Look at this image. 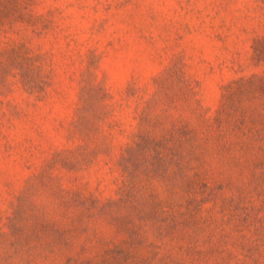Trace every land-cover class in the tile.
<instances>
[{
    "label": "rangeland",
    "instance_id": "374dc122",
    "mask_svg": "<svg viewBox=\"0 0 264 264\" xmlns=\"http://www.w3.org/2000/svg\"><path fill=\"white\" fill-rule=\"evenodd\" d=\"M0 264H264V0H0Z\"/></svg>",
    "mask_w": 264,
    "mask_h": 264
}]
</instances>
